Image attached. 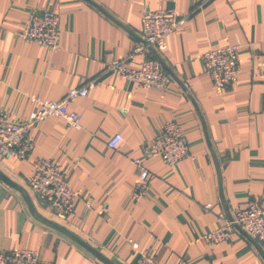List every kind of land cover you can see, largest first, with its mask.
Returning a JSON list of instances; mask_svg holds the SVG:
<instances>
[{"label":"crops","instance_id":"obj_1","mask_svg":"<svg viewBox=\"0 0 264 264\" xmlns=\"http://www.w3.org/2000/svg\"><path fill=\"white\" fill-rule=\"evenodd\" d=\"M166 8L185 18L165 50H150L169 86L140 87L107 70L141 39V16ZM32 9L56 12L55 48L19 36ZM230 44L239 46L240 71L215 89L202 56ZM77 87L88 89L68 104L81 115L79 127L48 116L26 158H0V250H37L53 264H107L51 221L114 264H132L145 251L160 264H264V245L240 228L216 243L201 238L251 201L264 208V0H0V112L26 118L32 98L61 99ZM168 121L179 124L189 155L172 165L145 159L146 194L136 199L133 159ZM115 133L122 140L112 150L106 141ZM38 156L62 166L80 193L66 219L28 186Z\"/></svg>","mask_w":264,"mask_h":264},{"label":"built area","instance_id":"obj_2","mask_svg":"<svg viewBox=\"0 0 264 264\" xmlns=\"http://www.w3.org/2000/svg\"><path fill=\"white\" fill-rule=\"evenodd\" d=\"M184 22L185 18L179 16L172 8L145 12L141 16V39L134 43L125 58L111 60L107 63L106 69L118 73L134 85L166 89L171 77L150 50L153 48L158 51L165 50L166 37ZM57 24L56 12L49 9H32L27 12L19 36L24 41H32L41 47L53 49L60 34ZM238 53L237 44L212 48L204 52L202 59L205 72L215 89L225 87L237 77L240 71ZM139 54L143 55V58L136 65L131 64L130 60ZM87 92V87H77L71 88L61 99L32 98L28 117L19 120L8 119L0 112V158H26L33 148V132L38 123L48 116L61 117L66 125L79 127L81 115L69 110L68 104L77 97L85 96ZM121 140V134L115 133L106 141V146L117 150ZM188 155L189 144L179 124L174 121L166 122L162 132L143 145L142 156L133 159L139 177L133 196L137 199L146 194L149 171L144 165L145 159L159 156L164 163L172 165ZM32 164L33 174L28 181L31 192L46 204L54 215L61 219L68 218L80 196L79 191L69 183V173L49 157H35ZM221 219L222 217L218 218ZM235 228H240L264 245V208L251 201L244 208L237 209L232 218H226L216 228L204 232L201 238L206 243H216L228 239ZM133 245L136 246L135 243ZM0 264H53V262L42 259L37 250L17 248L0 250ZM132 264L160 263L145 251L141 252Z\"/></svg>","mask_w":264,"mask_h":264},{"label":"water","instance_id":"obj_3","mask_svg":"<svg viewBox=\"0 0 264 264\" xmlns=\"http://www.w3.org/2000/svg\"><path fill=\"white\" fill-rule=\"evenodd\" d=\"M9 184L14 185L11 180L7 179L6 180ZM27 199L29 201L30 204V208L32 209V204L29 200V197L27 196ZM54 226H56L57 228L67 232L69 235H71L75 240H77L78 242H80L83 246H85L87 249H89L91 252H93L96 256H98L99 258H101L102 260H104L107 264H114L113 262H111L109 259H107L105 256H103L101 253L97 252L94 248H92L91 246H89L88 244H86L84 241H82L81 239H79L75 234H73L72 232H70L69 230H67L66 228L62 227L61 225L55 223V222H51Z\"/></svg>","mask_w":264,"mask_h":264}]
</instances>
